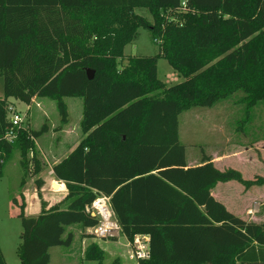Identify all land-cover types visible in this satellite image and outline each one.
I'll use <instances>...</instances> for the list:
<instances>
[{
	"label": "trees",
	"instance_id": "1",
	"mask_svg": "<svg viewBox=\"0 0 264 264\" xmlns=\"http://www.w3.org/2000/svg\"><path fill=\"white\" fill-rule=\"evenodd\" d=\"M140 27L150 30L160 52L119 66ZM159 57L180 82L158 78ZM0 75V149L5 160L18 151L33 176L41 170L34 138L46 128L21 127L13 143L4 141L8 98L26 104L51 98L63 123V98H82V138L53 165L65 198L47 207L38 193L36 215L19 205L21 264H49V247L70 240L62 238L65 226L96 225L85 207L99 193L110 196L121 236L149 237V257L136 264H264V222L243 220L211 194L217 182L248 188L264 177L219 170L206 155L187 166L178 134V116L190 107L233 97L246 113L264 106V0H0ZM105 256L95 242L84 252L98 264ZM0 264H7L1 248Z\"/></svg>",
	"mask_w": 264,
	"mask_h": 264
},
{
	"label": "rangeland",
	"instance_id": "2",
	"mask_svg": "<svg viewBox=\"0 0 264 264\" xmlns=\"http://www.w3.org/2000/svg\"><path fill=\"white\" fill-rule=\"evenodd\" d=\"M136 11L152 22V16L145 8H137ZM159 52L160 45L158 40L154 41L152 39L148 28L140 27L137 37L124 47L123 56L119 59V66H123L130 56H152ZM157 76L167 85L178 83L183 79L163 57H159L157 60ZM237 94L240 95L241 93ZM3 95V76L0 75V98ZM40 98L42 97H39L37 101H42V107L36 106L38 102L36 104L34 102L29 106V104L14 98H10V101L15 103L13 105L17 113L23 118L22 124L31 130H38L45 126L46 131L38 136V141L43 146V149L52 143H56L52 148L57 150H53V155L50 157V160H53L56 154H59V157L62 155L60 153L62 142L63 145L70 144L77 137L82 136L79 127L82 117V98L79 96H66L63 98L67 105V123L61 121L54 100L48 97ZM235 101L236 99L233 97L217 102L212 107L194 106L183 110L179 114V140L185 146V157L188 162L194 159L200 160L204 154H211L217 151L228 152L229 150L230 152H235L234 150H240L247 146L264 147V106H257L249 113H246L244 107L242 108ZM28 107L29 110H27ZM43 113L46 114V117ZM249 115L252 117L250 121H240ZM9 116H11L10 113ZM65 127H70L71 130L69 132L73 133L70 137L64 138L62 136L63 133H59V130ZM58 142L61 143L58 144ZM249 153L257 157H264V152L256 149ZM234 160L235 158L227 159L223 165L229 164L232 168L237 169V163H234ZM251 172L254 171L245 169L242 176L245 179L253 178L254 175ZM255 172L257 175L264 176V167ZM24 178L28 179L27 172L20 164L19 152L13 150L6 159L3 173L0 175V244L7 264H21L17 255V246L20 241L22 228L18 217L19 210L14 211V208L17 207L15 198L20 200L22 199V192H29L28 184L25 188H22ZM235 183L240 185L242 190L244 189L245 186L242 183L238 181H235ZM248 190L258 195L264 192V184H254ZM42 195L45 199H52L61 195V193H54L50 188L49 182L46 181V184L42 187ZM35 202H37L36 199ZM75 232L77 233V231ZM88 235V233H82L80 237H88ZM122 237L113 239L118 241L115 246L120 252L123 251L125 253L126 250H129L127 258H131L130 250L132 251V247L123 244ZM104 240L113 241L112 239ZM79 246L80 239L76 238L71 246L58 245L49 247L50 264H98L95 260H84L81 257V248L78 250ZM115 251L116 249L114 248L113 252ZM103 264H116V255L107 252L103 259Z\"/></svg>",
	"mask_w": 264,
	"mask_h": 264
},
{
	"label": "crops",
	"instance_id": "3",
	"mask_svg": "<svg viewBox=\"0 0 264 264\" xmlns=\"http://www.w3.org/2000/svg\"><path fill=\"white\" fill-rule=\"evenodd\" d=\"M40 99H43V97ZM37 100H39V97L32 98V102L31 104H29V106H31L34 102L35 104L38 102V105L36 104V106L42 107L43 105L42 101H37ZM8 103L15 104L14 102L10 101V98H8ZM27 110H29V107L27 108ZM43 115L46 117L45 113H43ZM23 126L29 129L26 125L23 124ZM70 130H71L70 127L61 128L59 130V133L62 132L63 133L62 136L64 138H67V136L70 137L71 134H73L69 132ZM81 138L82 136L77 137L70 144L63 145V142H62V150L60 151L62 155L59 157L58 156L59 154H56L53 160H50V157H52L53 155L52 151L57 150L56 148H52L53 146L56 145V143L54 144L52 143L49 146L45 147V149H43V146L38 141V137L34 138V142L37 148V156L40 159V163H41V170L38 174L33 176L31 174L33 167L30 165V168L28 169L29 172H27L28 179L26 180L24 178L23 183H22V188H25L27 184L29 185V192H25V193L22 192V199L20 200L15 198V204L17 207L14 208V211H18V210L20 211L19 205L24 203L25 214L26 215H36L39 213L41 209V203H40L41 199L45 201L47 207H50L54 204L61 202L65 198L67 194L65 183L62 180L55 177L53 173V165L59 162L66 155H68V153H70V151L77 145V143L79 142ZM59 143L61 142H58V144ZM253 149L264 152V147L247 146L240 150H234L235 152H230L229 150L228 152H223V151L218 152L217 151L211 154H204V155L208 156L209 160L219 170L232 168L231 165L229 164L223 165V163L227 159L230 160L232 158H235L234 163H237L236 170L240 171L241 175L245 169H249L251 171H254V172H251L253 173L252 175H254V177L248 178V179H254L255 177H258V176L264 177L262 175H257L255 172L261 167L262 168L264 167V157H257L255 155H251L249 152L252 151ZM30 156H32V153H30ZM19 160H20V156H19ZM5 162L6 160L4 161V164L2 166L1 174L3 173ZM201 162H202V158L200 160L194 159L189 162L186 159L187 166L198 165V164H201ZM219 165H223V166H219ZM37 179L40 183L39 187L37 186L35 182ZM46 181L49 182L50 188L54 193H61V195L55 198H52V199H45V197L42 195V187L46 184ZM235 181L236 180H229L226 182H217L215 186L211 188V194L216 200L223 203L226 209L230 211L231 213H233L234 215L242 218L243 220L252 221L255 223H263L264 222V192L259 193L258 195H255L250 190H248L254 185L248 188L244 187V189L242 190L240 185H236ZM55 184L58 185L57 188L54 187ZM38 193H40L41 199ZM35 199L37 202H35ZM75 231H77V233ZM82 233H88V231L87 230L85 231L79 228L76 224H70V225L65 226V231L62 234V238L66 239L70 235V240L67 244H60V245L71 246L72 243L75 241V239L79 238L80 246L78 247L79 248L78 250H80L81 248L82 258H84V252H85L86 247L92 242H95L106 253L108 252L109 254L116 255V264H136V260L127 258V254L129 253V250H126V252L124 253L123 251L120 252L119 249H117V247L115 246L116 242H118L117 240L111 241V240L99 239V238L94 237L91 234H90L91 236H88V237L86 236V237L81 238L80 235ZM143 236L146 240H149V237L147 235H143ZM122 240L124 241V243L123 242L122 243L128 246L127 239L125 237H122ZM55 246H58V245H55ZM113 246L116 249L115 252H113V249H114ZM0 248H2L1 244H0ZM78 250L76 249L77 252ZM48 254H49V264H50L51 256H50L49 251H48Z\"/></svg>",
	"mask_w": 264,
	"mask_h": 264
},
{
	"label": "built area",
	"instance_id": "4",
	"mask_svg": "<svg viewBox=\"0 0 264 264\" xmlns=\"http://www.w3.org/2000/svg\"><path fill=\"white\" fill-rule=\"evenodd\" d=\"M38 105V104H37ZM9 113L11 116H9ZM7 117L10 126L3 133L4 141L13 143L18 135V128H23V118L17 113L13 104L7 106ZM5 161V153L0 149V171ZM52 173V171H51ZM85 211L97 219V224L87 229L88 233L100 239H117L121 237V227L115 217L110 203V196L97 194L92 202L85 207ZM128 246L132 247L131 258L134 260L149 257L148 240L143 235L137 234Z\"/></svg>",
	"mask_w": 264,
	"mask_h": 264
},
{
	"label": "water",
	"instance_id": "5",
	"mask_svg": "<svg viewBox=\"0 0 264 264\" xmlns=\"http://www.w3.org/2000/svg\"><path fill=\"white\" fill-rule=\"evenodd\" d=\"M86 73H87V77H88L89 79L93 78V76H94V72H93V70L87 68V69H86Z\"/></svg>",
	"mask_w": 264,
	"mask_h": 264
}]
</instances>
